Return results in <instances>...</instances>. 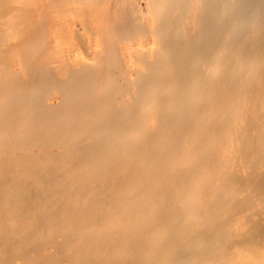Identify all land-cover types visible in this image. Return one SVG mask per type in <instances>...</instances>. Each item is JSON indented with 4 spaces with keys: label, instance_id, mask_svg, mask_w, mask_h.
<instances>
[{
    "label": "bare ground",
    "instance_id": "obj_1",
    "mask_svg": "<svg viewBox=\"0 0 264 264\" xmlns=\"http://www.w3.org/2000/svg\"><path fill=\"white\" fill-rule=\"evenodd\" d=\"M249 244L264 0H0V264H264Z\"/></svg>",
    "mask_w": 264,
    "mask_h": 264
},
{
    "label": "rangeland",
    "instance_id": "obj_2",
    "mask_svg": "<svg viewBox=\"0 0 264 264\" xmlns=\"http://www.w3.org/2000/svg\"><path fill=\"white\" fill-rule=\"evenodd\" d=\"M260 247H262V248H257V244H249V245H247V246H243V247H241V246H239V245H237V247H236V253L238 254V255H240L241 253H244V252H246V253H249V254H251V255H253V256H256L257 258L258 257H262L263 255H264V246H260ZM258 249V250H257ZM235 254V253H234ZM255 257V258H256ZM246 261V258L244 257V258H242L241 256H240V258L239 259H234V261L232 260V262L233 263H235L236 261Z\"/></svg>",
    "mask_w": 264,
    "mask_h": 264
}]
</instances>
